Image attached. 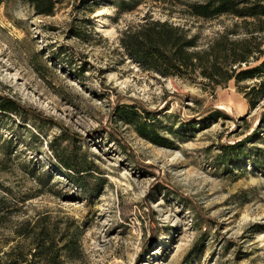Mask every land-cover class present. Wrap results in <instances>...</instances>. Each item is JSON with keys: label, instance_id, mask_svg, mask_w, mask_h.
<instances>
[{"label": "rangeland", "instance_id": "rangeland-1", "mask_svg": "<svg viewBox=\"0 0 264 264\" xmlns=\"http://www.w3.org/2000/svg\"><path fill=\"white\" fill-rule=\"evenodd\" d=\"M196 1L53 0L42 16L28 0H0V98L24 108L0 111L5 262L264 264V96L245 95L260 81L164 78L121 47L127 29L159 20L202 49L230 33L264 51L255 23L189 17ZM125 105L155 114L173 146L126 125L116 113ZM63 154L92 167L86 187ZM40 231L46 259L35 257ZM72 236L76 255L60 251Z\"/></svg>", "mask_w": 264, "mask_h": 264}, {"label": "trees", "instance_id": "trees-1", "mask_svg": "<svg viewBox=\"0 0 264 264\" xmlns=\"http://www.w3.org/2000/svg\"><path fill=\"white\" fill-rule=\"evenodd\" d=\"M28 2L38 15L51 16L55 9L53 0H28ZM185 6L184 13L195 19L211 21L231 16L246 24L255 23V33L264 30V0H198ZM229 34L222 35L212 45L202 49L198 38L190 36L188 31L180 26L166 21L148 20L136 28L127 29L120 43L132 60L147 71L157 73L164 78L178 77L192 82L201 79L212 86L225 85L234 79L238 82L259 80L260 82L245 94L253 102V98L264 96V51H261L260 47H251L246 39L233 40ZM254 49L261 53L254 61L259 62L257 67L249 64L255 53ZM243 64L247 69H243ZM0 111L8 115L22 116L24 108L10 99L0 98ZM116 113L142 138L161 147L173 146V142L159 132L157 127L159 119L155 114L146 111L140 113L133 105L120 107ZM51 148L54 150L52 146ZM57 158L61 166L69 171V176L76 184L87 186L85 180L91 176L93 169L85 160L66 154ZM39 235L41 237L34 245L35 250L38 251L35 257L46 259L51 249V241H47L46 232L40 231ZM73 237L75 238L72 236L67 239L60 251L76 255L79 242ZM46 244L49 246L45 247ZM6 257L11 255L7 253ZM4 260L0 257V264H9ZM52 263H57L55 257L46 261V264ZM10 264H21V262L11 261Z\"/></svg>", "mask_w": 264, "mask_h": 264}]
</instances>
